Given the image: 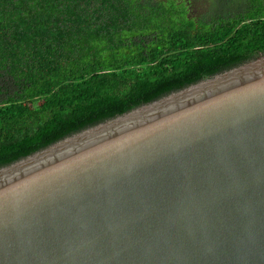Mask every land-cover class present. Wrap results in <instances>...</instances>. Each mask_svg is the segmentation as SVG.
Wrapping results in <instances>:
<instances>
[{
  "label": "water",
  "instance_id": "95a60500",
  "mask_svg": "<svg viewBox=\"0 0 264 264\" xmlns=\"http://www.w3.org/2000/svg\"><path fill=\"white\" fill-rule=\"evenodd\" d=\"M0 264H264V55L0 167Z\"/></svg>",
  "mask_w": 264,
  "mask_h": 264
},
{
  "label": "trees",
  "instance_id": "16d2710c",
  "mask_svg": "<svg viewBox=\"0 0 264 264\" xmlns=\"http://www.w3.org/2000/svg\"><path fill=\"white\" fill-rule=\"evenodd\" d=\"M264 55V0H0V167Z\"/></svg>",
  "mask_w": 264,
  "mask_h": 264
}]
</instances>
